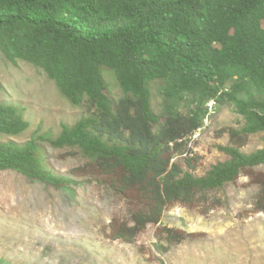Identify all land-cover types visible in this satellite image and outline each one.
Masks as SVG:
<instances>
[{
    "label": "trees",
    "instance_id": "1",
    "mask_svg": "<svg viewBox=\"0 0 264 264\" xmlns=\"http://www.w3.org/2000/svg\"><path fill=\"white\" fill-rule=\"evenodd\" d=\"M0 52L41 69L72 106L89 105L55 139L0 142V171L67 190L76 182L46 168L40 143L76 150L87 162L71 173L101 177L130 207L128 221H110V240L132 243L167 206H193L242 173L258 186L254 210L264 213V172L255 171L264 149L239 151L249 135L264 139V0H0ZM105 72L121 99L108 95ZM210 101L230 104L244 125L228 132L230 145L216 146L227 159L196 177L200 158L186 144ZM27 128L21 108L0 104V134ZM159 234L161 253L186 236Z\"/></svg>",
    "mask_w": 264,
    "mask_h": 264
},
{
    "label": "rangeland",
    "instance_id": "2",
    "mask_svg": "<svg viewBox=\"0 0 264 264\" xmlns=\"http://www.w3.org/2000/svg\"><path fill=\"white\" fill-rule=\"evenodd\" d=\"M103 78L108 95L121 99L123 92L110 74L105 72ZM0 83V104L21 108L28 124L19 135L0 134L2 143L23 145L46 133L55 139L62 125L74 126L89 115L88 104L72 106L41 69L24 61L12 64L1 52ZM153 94L154 112L159 114L161 97L156 90ZM206 107L202 126L186 144L200 158L196 177L227 159L216 146L230 145L228 132L244 125L228 103L210 101ZM40 146L46 168L76 185L58 189L14 171H0V259L11 264H264V213L254 210L259 188L245 174L202 195L193 206H167L159 224L147 225L128 244L108 238L112 219L129 220L126 200L107 188L101 177L71 173L87 162L76 150ZM260 149L264 139L257 133L249 135L239 151L251 154ZM255 171L264 172V167ZM206 208L210 209L204 213ZM163 228L186 236L161 253L166 247L159 234Z\"/></svg>",
    "mask_w": 264,
    "mask_h": 264
},
{
    "label": "clouds",
    "instance_id": "3",
    "mask_svg": "<svg viewBox=\"0 0 264 264\" xmlns=\"http://www.w3.org/2000/svg\"><path fill=\"white\" fill-rule=\"evenodd\" d=\"M207 104H208V103H207ZM207 104H206V105H207Z\"/></svg>",
    "mask_w": 264,
    "mask_h": 264
}]
</instances>
